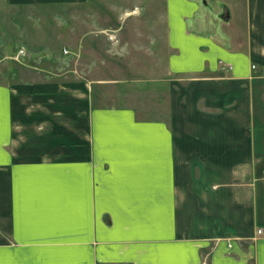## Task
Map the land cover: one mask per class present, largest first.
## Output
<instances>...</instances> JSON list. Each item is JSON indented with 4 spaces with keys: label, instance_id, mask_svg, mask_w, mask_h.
Wrapping results in <instances>:
<instances>
[{
    "label": "crops",
    "instance_id": "1",
    "mask_svg": "<svg viewBox=\"0 0 264 264\" xmlns=\"http://www.w3.org/2000/svg\"><path fill=\"white\" fill-rule=\"evenodd\" d=\"M163 1L164 117L0 70V264H264V0Z\"/></svg>",
    "mask_w": 264,
    "mask_h": 264
},
{
    "label": "rangeland",
    "instance_id": "2",
    "mask_svg": "<svg viewBox=\"0 0 264 264\" xmlns=\"http://www.w3.org/2000/svg\"><path fill=\"white\" fill-rule=\"evenodd\" d=\"M207 1L210 8L220 3ZM165 7L163 0H70L52 7L67 12L46 18L4 4L9 9L0 11V70L28 78L38 67L66 72L71 81L116 80L97 85L104 104L129 103L145 116L164 117L169 114L166 94L149 85L164 76L163 62L149 37L158 35ZM149 89L159 93H143Z\"/></svg>",
    "mask_w": 264,
    "mask_h": 264
},
{
    "label": "built area",
    "instance_id": "3",
    "mask_svg": "<svg viewBox=\"0 0 264 264\" xmlns=\"http://www.w3.org/2000/svg\"><path fill=\"white\" fill-rule=\"evenodd\" d=\"M257 232L258 234H264V228L259 229Z\"/></svg>",
    "mask_w": 264,
    "mask_h": 264
}]
</instances>
